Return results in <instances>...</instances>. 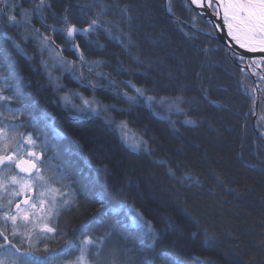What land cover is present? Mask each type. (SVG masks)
<instances>
[{
	"label": "trees",
	"instance_id": "obj_1",
	"mask_svg": "<svg viewBox=\"0 0 264 264\" xmlns=\"http://www.w3.org/2000/svg\"><path fill=\"white\" fill-rule=\"evenodd\" d=\"M36 2L39 0L0 3V87L3 95L13 98L0 101V155L24 152L25 137L31 135L41 156L39 172L50 165L62 180L61 184L49 181L38 187L33 198L42 203L38 198L41 191L52 193L59 188L63 196L70 191L80 194L81 206L67 214L62 225L57 217L50 220L47 228L53 231L36 229L25 218H17L15 225L0 218V230L29 227L18 238L20 242L14 236L16 243H11L20 249L15 254L31 255V264H57L54 252L60 242L70 241L78 254L88 237L93 241L87 246L92 264H117L112 258L147 264L153 250L145 232L133 224L138 212L143 222L164 235L156 254L169 252L182 264H264V138L253 128V97L243 88L245 82L249 87L257 84L235 65L227 47L215 38L214 28L185 0H171V13L193 25L187 32L168 14L165 0H48L51 7L42 10L43 20L34 10ZM92 4L105 6L108 31L101 28L78 35L84 65L65 54L61 65L67 71L56 78L58 83L50 82L44 77L49 73L45 61L41 68L42 62L29 60L21 47L37 45L39 49L43 33L53 31L49 29L53 25L58 30L64 15L78 27H87L99 11L87 7ZM124 5L129 6L128 13H122ZM24 10L31 13L30 25L7 21L8 15L22 20ZM33 28L39 33L33 34ZM120 34L128 38L118 39ZM116 75L132 76L146 92L153 93L156 99L151 107L133 108L124 95L125 86L113 78ZM6 78L13 85L5 83ZM260 97L264 109V92ZM161 98L167 99L161 102ZM79 99L101 101L106 110L89 115L88 120L61 113V105L69 106L73 100L79 104ZM44 108L57 111L62 137H52L48 130L46 134L26 130V118L39 117ZM160 110L167 116L158 114ZM179 110L182 113H176ZM173 114L176 123L168 119ZM186 114L197 123H186ZM124 121L140 140L139 151L123 143L119 128ZM36 125L41 124L32 127ZM55 127L51 123L49 129L55 132ZM255 153L261 155L256 158ZM186 173L199 177L200 182L180 180ZM106 181L107 187H102ZM4 193L0 189V217L5 213L15 216L20 199L15 195L8 206L10 197ZM189 215L201 227L196 239L189 238L195 231ZM169 219L184 230L176 247L169 245L176 232H165ZM82 228H100L114 235L108 243L105 236L93 231L74 238ZM203 229L214 237L211 245L202 243ZM74 256L72 262L78 257ZM6 260L11 264V258Z\"/></svg>",
	"mask_w": 264,
	"mask_h": 264
},
{
	"label": "snow or ice",
	"instance_id": "obj_2",
	"mask_svg": "<svg viewBox=\"0 0 264 264\" xmlns=\"http://www.w3.org/2000/svg\"><path fill=\"white\" fill-rule=\"evenodd\" d=\"M6 2V0H5ZM185 3H190L191 5H194L199 8L204 9H212L214 14L219 17L220 16V9H223V22L222 24L218 23L215 25L217 29H227V35L231 37L233 41H235V44H237L240 48L247 50L248 52H261L264 53V0H185ZM45 7H51V5L48 3V0H39L38 3L34 5V10L40 15L41 19L43 20L44 14L43 9ZM89 8H97L99 11H97L95 18L91 19L88 22V25L86 28L78 27L75 23H72L69 19L68 15L63 16V25L59 28V31L64 33L65 40L67 42H70L72 46L77 50L80 56V60L84 61V55L83 52L80 51V46L76 43V37L77 34H91L95 33L97 29L103 28L105 31H108L107 28H105V24L109 23L104 20V5L100 4H92L87 5ZM122 13H128L129 12V6L124 5L122 8ZM168 11L172 12V6H171V0H168ZM175 15V13H172ZM22 20H18L15 15H8L7 21L10 24L14 25H20L23 23L24 25H30L31 24V13L29 10H24L21 13ZM130 18V17H129ZM179 19V17H177ZM53 31H56V26H51ZM33 34L39 33V29H32ZM52 38L50 36L44 35L42 37L41 43L44 45H47V43ZM54 43V41H52ZM235 55V52L233 53ZM239 60L243 61L245 57L243 55H240L238 57ZM264 59V58H262ZM93 63H99V62H93ZM253 63H256V61H253ZM99 75V74H98ZM2 79V78H0ZM261 80H264V76L260 77ZM129 85L135 89L136 96H128L127 93L124 95L129 99L130 101H134L139 97H144V90L141 88L136 87L135 85L131 84V82H128ZM95 87V85H93ZM256 89H252V92L255 93ZM4 88L0 87V101H10L13 98L9 96L3 95ZM148 102L155 101V97H147L146 98ZM167 98H161V102H165ZM253 99H255L253 97ZM95 101H88L84 100V105L87 106V110L89 112H92L94 114H99L101 110H106L97 107H92V104H94ZM171 106V105H170ZM182 111V110H181ZM188 124L195 125L197 121L188 119L186 121ZM125 125L121 124V127H124ZM261 135H264V132L261 133ZM26 141L28 143H35V141L32 139L31 135H28L25 137ZM133 151H139L141 145L139 143H133L130 145ZM147 150V149H145ZM30 155H32L30 153ZM8 162L9 164H15L17 168L20 169L22 172L30 171L31 168H35L36 165L32 161H16L14 160L13 156L11 155H0V165H4L5 162ZM26 165L28 167H26ZM169 173L173 176H175V171L172 168L168 169ZM37 172L39 170L37 169ZM40 180H43L42 176H38ZM182 181H187L188 183H192L193 180H195L196 183H199V177H193L191 175H188L187 173L179 178ZM13 182H16L15 177L12 178ZM103 203V200L100 201ZM67 203V201H65ZM17 208L19 209V205H17ZM131 212V209L129 210ZM4 220H11L13 222V225H15V221L17 219L16 216H10L8 213H5L3 217H0ZM26 219V217H25ZM189 220L192 223V227L195 228V231H192L189 233V238L196 239L201 232V227L199 225V221H197L194 217H191L189 215ZM133 224L144 230L146 237L149 239L150 243L148 244L149 249H152L153 252L150 253L151 259L147 261V264H182L180 260H178L175 256H173L169 252H163L162 254H156L154 250L163 245L164 241V235L161 232H157L151 227V224L149 222H143V217L140 213H136L133 216ZM47 231H53L51 228H47ZM167 231H173L176 232V236L173 240L169 242V245L171 247H176L180 240L183 238V228L178 225L175 221L169 219L168 223L165 228V232ZM204 232V238L202 243L204 245H211L214 243V237L208 233L207 229H203ZM13 236L16 235L15 227L13 229ZM0 237H3L5 243L0 244V249L7 248L11 255L15 256V253H19L20 249L17 248L15 245L9 241L8 236L5 235L4 231H0ZM23 242V241H22ZM93 241L85 237V239L81 242L80 247V256L77 257L76 264H87V255H88V245L92 244ZM31 247V244H30ZM12 249H15V252H11ZM33 260V257L31 255H28L26 253H21L20 256L16 257V259L11 261V264H31ZM0 264H8V261L3 257L0 256ZM207 264H212L211 261H208Z\"/></svg>",
	"mask_w": 264,
	"mask_h": 264
},
{
	"label": "bare ground",
	"instance_id": "obj_3",
	"mask_svg": "<svg viewBox=\"0 0 264 264\" xmlns=\"http://www.w3.org/2000/svg\"><path fill=\"white\" fill-rule=\"evenodd\" d=\"M8 1L9 0H6V2H8ZM6 2H5V0H0V3L5 4ZM36 3H38V2H36ZM164 5H165L166 11L168 12L169 15H171L172 19L174 21H176L177 23L181 24V28L183 29L184 32H187L186 28H194L191 23H189L185 20H182L181 18L177 19L178 16L173 15L171 12L168 11V1L167 0H165ZM44 26H45V23H44ZM49 29H52V27H49ZM15 32H16V34H18L17 29ZM44 35H46V34L43 33V36ZM22 36L25 37V35L23 33H22ZM22 36H21V38H22ZM47 36H50L52 38L47 43V45H44L41 43V46H39V49H37L38 48L37 45H32V46L27 47V48L21 47L22 50L20 49V51L24 55H26V57L29 58V60L34 61L36 63L42 62L41 68L44 65L43 61H45V65H44L45 70L48 71L49 73H51V74L47 73L44 76L45 79L49 80L52 83H58L57 81L59 78L58 79H56V78L58 76L62 75L65 71H67V68H68L66 66L64 67L63 65H61V59L62 58H64L66 55L70 54L71 59L73 58L72 56L76 57V61L81 63L80 65H82V64L84 65V61H80V58L77 56L76 51L74 50V47L72 46V44L70 42L67 43V41H65L64 33L60 32L59 29L56 31L51 30V32H49L47 34ZM79 36H81V35H79ZM122 36L125 38H128V36L126 34H123V35L120 34V35H117L116 37L118 39H120ZM52 41H54V43ZM76 43L79 45V41H78L77 37H76ZM17 44L20 46L22 43H21V41H17ZM227 49H228L229 55L231 56V59L234 61L235 65L240 68L242 73L245 76L247 74V75H249L255 79V77L250 73L251 72V65H250L249 61H246L244 59V62H240L238 59L239 56L237 54L234 55L233 52L230 51V49L228 47H227ZM80 51L82 52L81 48H80ZM236 60H238V62ZM50 61H51V63H50ZM247 65H249V67H247ZM113 78L115 79V81H118L121 84H123L127 90L125 92L128 94H132V96H136L137 94L135 92V89L129 85V83H128L129 81L131 82V84H133L136 87L144 90V97H139L134 101H129V104H131V106H133V108L140 109L143 106L144 107H146V106L151 107L152 102H148L146 98L147 97H155V95L151 92H146L144 87H142V85L137 83L132 76L130 78H127V77L122 76V75H116V76H113ZM75 80H76V78H75ZM79 80L82 81L84 84L86 82V80H84L83 77H81V76L79 77ZM255 81H256V79H255ZM5 83L13 85V81L9 78L8 79L6 78ZM256 84H257V81H256ZM51 85L54 86L53 84H51ZM256 87H257V85H256ZM243 88L245 89L246 92H248L251 95V92L249 90L251 87H249L246 82L243 83ZM106 90L109 91V89H106ZM54 91H56L55 86H54ZM110 91H113L112 88ZM84 100H88V99L77 100V101H79L78 102L79 104H77L76 101L73 100L69 106L61 105L59 107V109H60L62 114L65 113V115L67 117L74 119V120H88L86 118H90L89 115L97 116V114H94L92 112H89L88 110H85L86 107L84 105ZM88 101H95L94 104H97V101L95 99H89ZM262 104L263 103H259L256 105V103H254V99H253V105L254 106L252 107L250 114L252 117L253 128H254L257 136L264 138V135H261V133L264 132V109H263ZM97 106H99L101 108V101H98V104L95 107H97ZM126 106L128 107L127 104L124 107H126ZM124 107H123V109H124ZM112 108H114V107H112ZM118 109H122V108L118 107ZM157 113L162 115V116H165V115L167 116V113H164L161 110ZM176 113H182V111L179 110V111H176ZM39 115H40L39 117H32V118L27 117L26 118V120H25V123L27 124L26 130L33 129L39 133L42 132L43 134H46L47 133L46 131L48 130V132L50 133V136L55 137V138L62 137V135L64 133H63V131L60 127L59 121H58L59 115H57V111L51 110L49 108H44L40 112ZM176 117L177 116L175 114H173L172 116L168 117V119H170V121L176 123L177 122V120L175 119ZM183 118H185L186 120L191 119L188 114H186L185 117H183ZM39 123L41 125H39V126L36 125L35 128L32 127L33 124H39ZM51 123L56 124L55 132H52L49 129V126ZM123 124L125 126L124 127L120 126V128H119L120 129V136H121L123 143L130 149H132L130 147V145L133 143L141 144L140 140L129 131L127 122L124 121ZM127 135L132 137L133 140H131V138L128 137ZM259 154L261 155V153H255V157L258 158ZM107 185L108 184L106 181L105 183L102 184V187H107ZM66 197H69V200H65V201H67V203L62 202L61 205L58 206V208H57V213H58L57 219H58V222L60 223V225H62L61 222L67 214L72 213L73 211L77 210L81 206L80 194L79 195L73 194L70 191V192H68V196H63V198L61 197V199H65ZM111 210H112V208H111ZM90 231H93L95 233H98V234L105 236L107 239V243L110 239L113 238V235H114L113 233L104 231L100 228H94V229L82 228L81 231H78L77 233H75L74 238L81 237ZM144 232H145V230H143V233ZM141 238H142V240L147 239V238H143V237H141ZM106 251H107V249H106ZM75 252H76V250L71 246L70 241H68L67 243L66 242H64V243L60 242L56 251L54 252V256L57 258V264H63L65 262L71 260L73 255H76L79 257L80 253L77 254ZM76 256H74V257H76ZM104 260L106 261L107 259L105 258ZM112 260L118 261V262H115L117 264H128L127 262L121 261L117 258H112ZM99 264H109V263L99 261Z\"/></svg>",
	"mask_w": 264,
	"mask_h": 264
},
{
	"label": "rangeland",
	"instance_id": "obj_4",
	"mask_svg": "<svg viewBox=\"0 0 264 264\" xmlns=\"http://www.w3.org/2000/svg\"><path fill=\"white\" fill-rule=\"evenodd\" d=\"M240 62H244L239 60ZM260 67L263 70V73L260 71ZM257 81V87L253 86L249 90L251 92L252 97H254V103L259 104L262 101V98L260 97V92H264V80H261L260 77L264 76V65L261 63H258L255 66H251V72H250ZM255 81V82H256ZM248 85V83H247ZM256 89L255 93L252 92V89ZM87 107V106H85ZM3 131L0 130V135H3ZM130 137L129 135H127ZM131 140L132 137H130ZM24 148V152H13L11 151L7 155L13 156L14 160L16 161H32L35 163L36 167L31 168L30 171L22 172L19 168L15 166V164H9L7 161L4 165L1 166L0 169V188L2 193H4V196L7 195L10 197L8 199V203H10L8 206H10L15 198V195L20 199L19 202L16 204H19L20 209L19 215L22 219L26 217L27 221L29 220L31 223L35 225V228H41L46 229L49 224V221L52 220L54 217L56 218L57 208L61 205L62 202H65V200H69V197L63 198V195L60 192V189H55L52 193L47 192H40L38 195V198H42V203H40V200H38V203L36 202L35 198H33V195L37 196V189L38 187L42 188L43 186H46L49 181H57L58 183H62V180L60 176L57 174V171L54 167L50 165H45L43 167V172H37V168L39 165L40 155L35 150L33 143H28L26 141V147ZM30 153L32 155H30ZM5 155V156H7ZM26 167H28L26 165ZM38 176H42L43 180H40ZM15 177L16 182H13L12 178ZM10 187H13V197L10 195V192L7 190ZM33 188V189H32ZM11 189V188H10ZM35 194H34V193ZM12 201V202H11ZM21 219V220H22ZM29 228V227H28ZM26 225H21V228L19 226L15 227L16 235L18 236L15 240L16 242H20L18 238L21 237L22 234H25L27 231H29ZM9 229V228H8ZM7 228L1 229L0 231H4L5 235L8 236L9 241L12 243H16L13 236V229L11 228L8 230ZM5 243L3 237L0 238V244ZM0 256H3L6 258H11V260L16 259L19 255L15 254V256L11 255L10 252H0ZM77 260V259H76ZM75 261H67L63 264H76ZM97 263V262H96ZM87 264H92L87 259ZM99 264V263H98Z\"/></svg>",
	"mask_w": 264,
	"mask_h": 264
},
{
	"label": "water",
	"instance_id": "obj_5",
	"mask_svg": "<svg viewBox=\"0 0 264 264\" xmlns=\"http://www.w3.org/2000/svg\"><path fill=\"white\" fill-rule=\"evenodd\" d=\"M192 7L207 21L209 22L215 29V38L217 40H219L223 45H225L226 47H228L230 49V51H232L233 53L235 52V54H237L238 56L243 55L245 57L246 61H251L253 63L254 60H258L260 58H264V53L261 52H248L245 49L240 48L237 44H235V41H233L231 39V37H229L227 35V29L223 28V29H217L215 27L216 24L220 23L222 24L223 22V10L220 9V16L217 17L212 9H204V8H199L196 7L194 5H192ZM86 28V27H85ZM77 35H85V34H77ZM74 50L76 51L77 56L80 58L79 53L77 52V50L74 48ZM81 61V60H80ZM238 62V60H236ZM247 67H249V65H247Z\"/></svg>",
	"mask_w": 264,
	"mask_h": 264
}]
</instances>
